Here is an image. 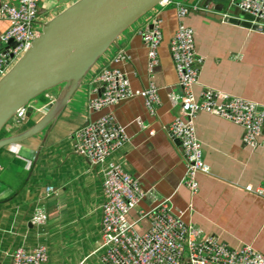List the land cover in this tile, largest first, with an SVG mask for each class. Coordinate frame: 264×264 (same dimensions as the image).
Segmentation results:
<instances>
[{"label":"crops","instance_id":"1","mask_svg":"<svg viewBox=\"0 0 264 264\" xmlns=\"http://www.w3.org/2000/svg\"><path fill=\"white\" fill-rule=\"evenodd\" d=\"M74 1L39 0L36 13L40 26ZM176 2L196 9L179 18ZM239 10L228 0H169L156 5L116 38L55 122L29 141L25 158L19 155L23 144L8 146L30 172L21 189L0 205V264H10L16 246L36 244L46 247V264H104L103 252L98 249L102 171L73 152L72 133L105 114H110L126 135L122 146L111 154V161L119 162L144 189H153L156 199L169 197L173 211L185 222L230 247L249 244L264 255V198L244 189L246 185L264 186V118L258 145L250 147L243 142L244 130L239 125L203 111L196 113L195 134L209 172L197 175L198 190L193 194L181 184L185 164L179 141L168 133L179 114V103L169 99L170 94L180 92L169 54V41L179 23L193 29L195 51L204 58L194 92L210 88L251 100L264 114V32L228 21L240 16ZM155 20L160 21L163 39L158 63L149 72L140 32ZM7 28V20L0 17V36ZM8 48L7 42L0 40V54ZM118 53L125 58L113 61ZM105 67L123 71L133 90L145 88L151 81L160 99L154 113L147 111L139 96L92 110L89 101L100 94L98 76ZM36 115L27 120L35 121L40 114ZM47 186L52 187L50 195L45 194ZM9 193L10 189L2 190L0 198ZM36 205L47 214L40 225L29 220ZM152 206L150 199L138 204L143 209ZM135 217L136 209L129 214L130 219ZM140 225L142 228L145 222Z\"/></svg>","mask_w":264,"mask_h":264},{"label":"built area","instance_id":"2","mask_svg":"<svg viewBox=\"0 0 264 264\" xmlns=\"http://www.w3.org/2000/svg\"><path fill=\"white\" fill-rule=\"evenodd\" d=\"M240 10L258 19L259 32H264V0H228ZM39 0H15L14 3H0V17L8 22V28L0 36L6 43L12 39L16 45L0 54V76L23 53L31 39L38 33L40 23L37 17ZM169 3L163 0L157 5ZM179 18L195 10L176 2ZM146 47L147 69L158 63V47L163 34L160 21L155 20L150 27L140 32ZM169 54L177 78L179 94H170L172 103H179V114L168 127V133L179 141L181 159L185 164V174L181 184L192 194L198 190L197 175L207 174L208 166L202 160L200 141L195 134L193 119L197 112L215 115L244 130L243 142L255 147L262 130L264 114L254 101L235 97L210 88H203L198 94L194 85L204 58L199 56L194 46V31L190 26L179 23L169 41ZM118 53L113 61L124 59ZM98 79L102 90L89 101V107L99 111L132 96L143 99L147 111L154 113L159 104L157 87L150 81L145 88L133 90L123 71L116 67H105ZM48 99L43 105L33 106L32 113L40 115L54 100L44 92ZM17 110L12 119L20 123L25 117L27 106ZM140 124L139 121H137ZM141 125V124H140ZM73 152L86 158L91 164L101 167L102 202L100 205V243L101 260L104 264H264V255L249 244L230 247L217 237L202 232L200 228L185 222L181 215L173 211L170 198L156 199L153 189H144L137 178L127 172L119 162L111 161V154L122 146L126 135L122 127L114 123L111 115H101L72 133ZM255 195L264 198V186L244 187ZM52 187H45L50 195ZM150 199L149 209L138 207L140 201ZM136 209V217L129 218ZM40 225L46 222L44 208L36 205L29 218ZM145 222L142 228L141 223ZM46 247L36 244L30 248L16 246L10 264H46Z\"/></svg>","mask_w":264,"mask_h":264},{"label":"water","instance_id":"3","mask_svg":"<svg viewBox=\"0 0 264 264\" xmlns=\"http://www.w3.org/2000/svg\"><path fill=\"white\" fill-rule=\"evenodd\" d=\"M161 1L75 0L44 21L27 48L0 76V132L17 110L41 93L54 87L59 93L30 126L0 137V148L20 143L54 123L116 38ZM239 11V19L228 21L257 27L258 19ZM7 45L14 47L16 43L9 39ZM32 110L28 105L23 122L31 118Z\"/></svg>","mask_w":264,"mask_h":264},{"label":"trees","instance_id":"4","mask_svg":"<svg viewBox=\"0 0 264 264\" xmlns=\"http://www.w3.org/2000/svg\"><path fill=\"white\" fill-rule=\"evenodd\" d=\"M45 99L47 98L45 97ZM32 123L33 122L31 120H27L26 122L21 121L20 123H17L19 125L17 130H23L30 126ZM5 132H8L10 134L15 131L10 128L8 124H6L0 132V137L4 136ZM34 137L35 135L16 144L26 145L29 141L34 139ZM8 146L9 145L0 148V192L4 189H10V193L7 195L8 197L0 198V203H5L9 197H11L13 194L17 193L21 189L30 172L29 169L25 170L23 168L24 161L16 157L15 150L9 149ZM9 164H18L19 169L14 170L12 168H9Z\"/></svg>","mask_w":264,"mask_h":264},{"label":"rangeland","instance_id":"5","mask_svg":"<svg viewBox=\"0 0 264 264\" xmlns=\"http://www.w3.org/2000/svg\"><path fill=\"white\" fill-rule=\"evenodd\" d=\"M62 86V85H61ZM59 88L58 87H54V88H51L49 90H47L48 94L52 95V97H56L57 94L59 93ZM48 99H45L44 97V92L41 93L40 95H38L36 98H34L31 103L37 108L41 105H43ZM37 113H33L31 115V118L35 119V117H37L36 115ZM33 119H32V122H33ZM8 126H10V128H12L14 131H16L19 127V125L15 122L14 119H11L8 123ZM9 133L8 132H5V135H8ZM23 148L21 149V152L19 153V155H21L22 157L25 158V156L27 155V152H28V149L29 147L31 146L30 142H28L26 145L23 144ZM27 158V157H26ZM1 161V159H0ZM9 168H12L14 170H18V164H9L8 165ZM1 204H5V203H0Z\"/></svg>","mask_w":264,"mask_h":264}]
</instances>
